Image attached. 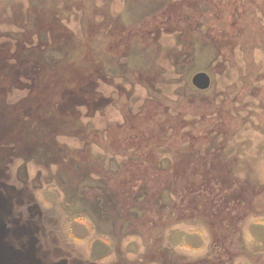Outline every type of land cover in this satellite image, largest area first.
I'll use <instances>...</instances> for the list:
<instances>
[{"label": "rangeland", "instance_id": "obj_1", "mask_svg": "<svg viewBox=\"0 0 264 264\" xmlns=\"http://www.w3.org/2000/svg\"><path fill=\"white\" fill-rule=\"evenodd\" d=\"M0 264H264V0H0Z\"/></svg>", "mask_w": 264, "mask_h": 264}, {"label": "water", "instance_id": "obj_2", "mask_svg": "<svg viewBox=\"0 0 264 264\" xmlns=\"http://www.w3.org/2000/svg\"><path fill=\"white\" fill-rule=\"evenodd\" d=\"M192 83L199 90H207L211 85V80L207 74L198 73L193 77Z\"/></svg>", "mask_w": 264, "mask_h": 264}, {"label": "bare ground", "instance_id": "obj_3", "mask_svg": "<svg viewBox=\"0 0 264 264\" xmlns=\"http://www.w3.org/2000/svg\"><path fill=\"white\" fill-rule=\"evenodd\" d=\"M211 83H212V81H211Z\"/></svg>", "mask_w": 264, "mask_h": 264}]
</instances>
